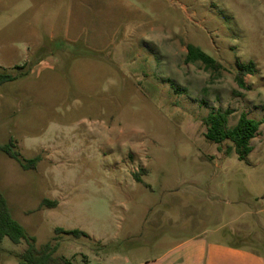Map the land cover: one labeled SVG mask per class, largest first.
Returning a JSON list of instances; mask_svg holds the SVG:
<instances>
[{
    "label": "rangeland",
    "instance_id": "obj_1",
    "mask_svg": "<svg viewBox=\"0 0 264 264\" xmlns=\"http://www.w3.org/2000/svg\"><path fill=\"white\" fill-rule=\"evenodd\" d=\"M0 74V145L39 158L0 152V192L37 247L77 229L55 256L139 264L206 232L264 257V0H0ZM226 109L263 122L243 161L204 137ZM25 248L4 238L0 264Z\"/></svg>",
    "mask_w": 264,
    "mask_h": 264
},
{
    "label": "trees",
    "instance_id": "obj_2",
    "mask_svg": "<svg viewBox=\"0 0 264 264\" xmlns=\"http://www.w3.org/2000/svg\"><path fill=\"white\" fill-rule=\"evenodd\" d=\"M187 53L184 58L186 64H202L205 70L212 72H220L223 69L221 63L215 60L210 55L203 52L199 47L192 44H187ZM235 81L240 89H245L244 77L252 75L254 64L236 63L235 66ZM16 78L8 74H0V85L14 81ZM232 111L226 109L224 111H211L203 119L205 126L204 137L206 140L221 145L229 142L231 145L228 151H234L239 161H243L252 152L251 140L256 136L261 124V120L249 118L245 113H241L234 126L229 127L228 121ZM0 152L4 153L8 158L15 160L23 170L35 169L39 160L38 157L26 161L21 160L20 153L16 150L15 142L9 139L4 145H0ZM140 181V180H139ZM56 201L44 199L41 206L46 208L56 207ZM61 235L71 236L73 238L87 237L80 230H64L56 228L54 236L50 242H47L40 247L36 246V239L27 236L23 227L12 217L7 200L0 192V241L8 238L14 244L26 243V248L15 254V258L21 264H72L63 257L55 256L58 244L57 242Z\"/></svg>",
    "mask_w": 264,
    "mask_h": 264
},
{
    "label": "crops",
    "instance_id": "obj_3",
    "mask_svg": "<svg viewBox=\"0 0 264 264\" xmlns=\"http://www.w3.org/2000/svg\"><path fill=\"white\" fill-rule=\"evenodd\" d=\"M139 264H264V257L246 246L211 240L202 232L171 243Z\"/></svg>",
    "mask_w": 264,
    "mask_h": 264
}]
</instances>
